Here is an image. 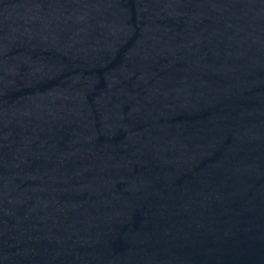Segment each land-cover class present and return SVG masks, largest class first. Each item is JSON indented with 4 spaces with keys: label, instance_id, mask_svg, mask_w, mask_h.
<instances>
[{
    "label": "water",
    "instance_id": "obj_1",
    "mask_svg": "<svg viewBox=\"0 0 264 264\" xmlns=\"http://www.w3.org/2000/svg\"><path fill=\"white\" fill-rule=\"evenodd\" d=\"M0 264H264V0H0Z\"/></svg>",
    "mask_w": 264,
    "mask_h": 264
}]
</instances>
